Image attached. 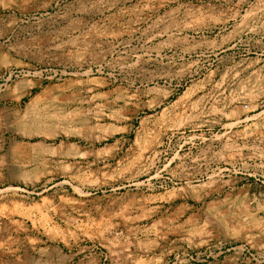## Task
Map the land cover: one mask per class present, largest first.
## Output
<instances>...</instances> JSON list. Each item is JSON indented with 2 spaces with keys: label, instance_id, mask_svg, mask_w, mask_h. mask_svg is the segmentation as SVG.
I'll return each mask as SVG.
<instances>
[{
  "label": "rangeland",
  "instance_id": "374dc122",
  "mask_svg": "<svg viewBox=\"0 0 264 264\" xmlns=\"http://www.w3.org/2000/svg\"><path fill=\"white\" fill-rule=\"evenodd\" d=\"M264 263V0H0V264Z\"/></svg>",
  "mask_w": 264,
  "mask_h": 264
},
{
  "label": "crops",
  "instance_id": "0c3cea01",
  "mask_svg": "<svg viewBox=\"0 0 264 264\" xmlns=\"http://www.w3.org/2000/svg\"><path fill=\"white\" fill-rule=\"evenodd\" d=\"M213 264H231V263H229V262H227V261H225V260H222V261H216V262H214ZM264 264V263H263Z\"/></svg>",
  "mask_w": 264,
  "mask_h": 264
}]
</instances>
